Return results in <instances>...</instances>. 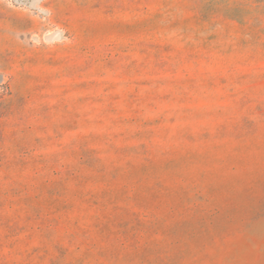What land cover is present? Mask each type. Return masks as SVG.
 Masks as SVG:
<instances>
[{"label": "rangeland", "instance_id": "rangeland-1", "mask_svg": "<svg viewBox=\"0 0 264 264\" xmlns=\"http://www.w3.org/2000/svg\"><path fill=\"white\" fill-rule=\"evenodd\" d=\"M0 264H264V0H0Z\"/></svg>", "mask_w": 264, "mask_h": 264}]
</instances>
